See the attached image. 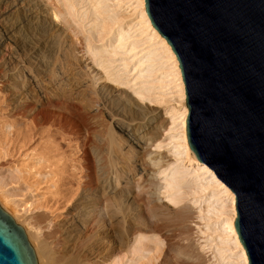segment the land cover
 <instances>
[{"label": "bare ground", "instance_id": "6f19581e", "mask_svg": "<svg viewBox=\"0 0 264 264\" xmlns=\"http://www.w3.org/2000/svg\"><path fill=\"white\" fill-rule=\"evenodd\" d=\"M56 4L48 11L44 0H0V57L8 44L15 61L11 68L6 67L7 56L2 61L12 108L22 109L32 93L41 95L43 90L52 97L61 88L67 96L81 99L92 87L89 92L99 99L119 138L111 135L106 147H91L96 185L79 193L69 216L49 238L41 236L33 223L19 221V206L8 199L0 182V206L24 228L38 264H123V257L139 252L137 264H152L162 244L155 236L156 242L149 239L152 248L143 241L147 230L137 223L130 189L135 177L154 186L150 198L165 193L181 221L189 218L192 208L196 210L194 217L203 223L199 232L205 235L199 247L210 252V264H248L234 228L233 192L186 144L187 107L179 63L151 26L144 0H56ZM52 20L60 25L56 27ZM69 27L84 35L85 53L97 67L92 77L95 85L70 51L72 40L64 33ZM99 81L104 85L96 87ZM116 139L118 146L113 147ZM96 141L101 143L102 137ZM40 153H23L11 169L23 181L35 178L40 174L34 172L33 159L48 166L52 163L49 155L45 158ZM3 155L0 146V159ZM49 176L55 178L54 173ZM38 184L34 183V190H42L39 194L44 198L43 186ZM32 204L42 206V201ZM90 228L95 229L88 233ZM150 251L152 255H146ZM78 252L82 258L75 261ZM178 252L185 259L174 264H197L190 250Z\"/></svg>", "mask_w": 264, "mask_h": 264}, {"label": "water", "instance_id": "95a60500", "mask_svg": "<svg viewBox=\"0 0 264 264\" xmlns=\"http://www.w3.org/2000/svg\"><path fill=\"white\" fill-rule=\"evenodd\" d=\"M175 53L185 141L235 194L248 264H264V0H144ZM0 264H38L24 228L0 206Z\"/></svg>", "mask_w": 264, "mask_h": 264}, {"label": "rangeland", "instance_id": "374dc122", "mask_svg": "<svg viewBox=\"0 0 264 264\" xmlns=\"http://www.w3.org/2000/svg\"><path fill=\"white\" fill-rule=\"evenodd\" d=\"M44 3L48 11L57 5L56 0H44ZM52 23L56 27L60 25L59 20H52ZM64 33H68L72 40L73 44L70 42L72 55L85 72L87 79L91 81L89 83L94 84L92 77L97 67L85 53L82 41L84 35L78 30L71 31L70 27L69 30L65 29ZM7 46L8 44L0 57V146L4 152L3 158L0 159V182L8 199L19 206L16 212L19 221L25 219L33 223L39 228L38 232L41 236L49 238L55 234L59 224L69 216L70 207L79 193L93 189L96 185L91 147L99 145L98 148L102 149L108 145L111 135L118 138L119 136L106 110L100 105L99 99L89 92L92 87L85 91V97L81 99L75 98L74 95L67 96V91L61 88L58 95L52 97L45 90L41 95L32 93V100L25 101L22 109H13L9 83L4 75L6 70L4 71L2 66L3 58L6 56L7 59L9 58L6 67L15 66L14 58L11 57V51ZM93 68L94 71H92ZM100 84L104 85L99 81L96 87ZM7 132L9 134H6ZM97 136L102 137L101 143L96 141ZM117 141L116 139L115 143H112L113 147L118 146ZM30 150L41 152L40 154L45 158L49 155L50 158H47L51 160L48 161L52 163L48 166L38 162V159H33L31 164L35 168L34 172L40 175L23 181L21 174L13 171L11 167L23 153H28ZM126 159L130 161V158ZM126 159L122 158V161H128ZM131 170L130 173L133 176L136 170L133 167ZM50 173L55 175L53 178L55 185L49 176ZM46 180L47 183H44ZM37 181L38 187L43 186L44 198L39 194L42 190L39 192L34 190V183ZM132 181L130 189L136 206L137 223L147 230V237L143 241L152 248V243L156 242L153 237L155 236L162 244L161 254L152 260V264H157L161 259L164 264H174L184 260V255L179 254L178 250L182 252L190 250L195 254L193 258L197 264H210L212 261L210 252L208 249L202 250L199 247L205 235L199 232V225L202 226L203 223L199 218L194 217L196 210L192 208L188 214L189 218L181 221L175 216L177 207L168 201L165 193H159L156 199L150 198V189L154 186H148L142 178L135 177ZM158 181L162 182V180ZM36 200L42 201V206L35 207L32 203ZM7 205L11 207L9 203ZM152 209L158 213L151 215ZM94 229L90 228L88 233L93 232ZM150 238L153 242L149 241ZM138 244L137 239L133 245L138 246ZM81 253L78 252L75 261L82 258ZM145 253L152 255L153 252ZM139 256L140 252L133 257L128 255L129 259L126 258L127 256L123 257L122 263L137 264ZM115 261L116 258L111 263Z\"/></svg>", "mask_w": 264, "mask_h": 264}]
</instances>
